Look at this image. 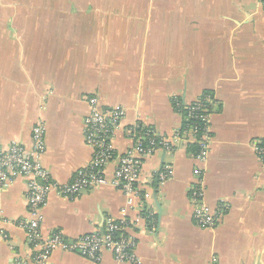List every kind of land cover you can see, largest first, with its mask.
Returning <instances> with one entry per match:
<instances>
[{"label": "crops", "instance_id": "crops-1", "mask_svg": "<svg viewBox=\"0 0 264 264\" xmlns=\"http://www.w3.org/2000/svg\"><path fill=\"white\" fill-rule=\"evenodd\" d=\"M205 93L214 98L211 143L200 162L181 108ZM92 97L101 110H126L108 183L75 199L51 192L44 236L77 241L112 219L127 222L141 264H264V158L255 149L264 146L260 0H0V147L19 142L30 152L42 124L41 164L54 181L71 182L95 155L84 134ZM134 124L174 147L144 159L130 207L112 181L135 146ZM167 165L172 175L162 182ZM27 183L0 186V264H34L19 226L29 216ZM195 188L211 210L223 209L214 228L197 225ZM45 264L116 262L108 251L95 262L59 250Z\"/></svg>", "mask_w": 264, "mask_h": 264}, {"label": "built area", "instance_id": "built-area-1", "mask_svg": "<svg viewBox=\"0 0 264 264\" xmlns=\"http://www.w3.org/2000/svg\"><path fill=\"white\" fill-rule=\"evenodd\" d=\"M260 2L264 7V0ZM213 100L212 95L205 93L186 108L187 123L183 133H191L196 140L199 148L197 159L200 162H205L210 153ZM88 103L90 113L85 120L84 134L95 155L92 163L77 172L71 182L54 181L42 166L41 159L47 151L46 129L42 124L33 128L30 152L19 142H12L8 148L0 147V186L8 187L17 178L28 180L26 194L29 216L27 220L19 222V226L25 231L28 243L34 251V264H45L51 255L59 250L78 254L95 262H100L103 252L108 251L113 254L116 264H141L135 254L136 240L127 234L128 226L125 221L109 219L104 234H88L77 241L67 240L58 231L49 236L43 234V212L51 192L75 199L108 183L106 168L116 158L112 141L116 128L125 119L126 110L122 107L101 110L96 97L90 98ZM181 133L177 132L174 139H182ZM129 134L135 140V146L119 159L112 184L122 191L127 198V205L132 207L135 199L140 197L139 182L144 159L161 149L171 151L174 146L171 141L141 124L131 126ZM255 149L257 154L264 158V146H256ZM170 175L172 170L167 165L160 175V180L164 182ZM192 197L197 225L201 228H214L221 219L222 207L213 211L205 205L201 188H195Z\"/></svg>", "mask_w": 264, "mask_h": 264}, {"label": "rangeland", "instance_id": "rangeland-1", "mask_svg": "<svg viewBox=\"0 0 264 264\" xmlns=\"http://www.w3.org/2000/svg\"><path fill=\"white\" fill-rule=\"evenodd\" d=\"M178 104L180 105V101L177 102L176 106H177ZM180 106H181V105H180ZM186 108H187V107H183V108H181V110H182V111H183V110L187 111ZM179 109H180V108H179ZM147 129H150V128H147Z\"/></svg>", "mask_w": 264, "mask_h": 264}, {"label": "water", "instance_id": "water-1", "mask_svg": "<svg viewBox=\"0 0 264 264\" xmlns=\"http://www.w3.org/2000/svg\"><path fill=\"white\" fill-rule=\"evenodd\" d=\"M159 205V204H158ZM159 207V209H160V206H158ZM100 233L101 234H104V230L102 229L101 231H100Z\"/></svg>", "mask_w": 264, "mask_h": 264}, {"label": "trees", "instance_id": "trees-1", "mask_svg": "<svg viewBox=\"0 0 264 264\" xmlns=\"http://www.w3.org/2000/svg\"><path fill=\"white\" fill-rule=\"evenodd\" d=\"M93 98V97H92ZM187 114V111H185V115Z\"/></svg>", "mask_w": 264, "mask_h": 264}]
</instances>
